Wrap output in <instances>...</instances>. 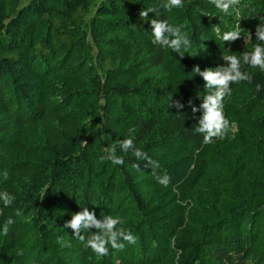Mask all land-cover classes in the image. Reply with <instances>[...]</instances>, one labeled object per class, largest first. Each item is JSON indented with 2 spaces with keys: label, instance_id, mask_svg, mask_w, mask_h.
Masks as SVG:
<instances>
[{
  "label": "trees",
  "instance_id": "1",
  "mask_svg": "<svg viewBox=\"0 0 264 264\" xmlns=\"http://www.w3.org/2000/svg\"><path fill=\"white\" fill-rule=\"evenodd\" d=\"M164 2L0 0V192L14 197L0 201V225L14 221L0 264H264V72L245 65L230 85L228 131H193L208 91L193 69L251 51L264 0ZM151 19L181 27L182 56L152 43ZM129 136L147 159L121 151ZM84 206L119 215L135 242L92 253L63 227Z\"/></svg>",
  "mask_w": 264,
  "mask_h": 264
},
{
  "label": "clouds",
  "instance_id": "2",
  "mask_svg": "<svg viewBox=\"0 0 264 264\" xmlns=\"http://www.w3.org/2000/svg\"><path fill=\"white\" fill-rule=\"evenodd\" d=\"M183 2L184 0H165L161 7L169 9L182 8ZM208 2L214 4L219 11L229 13L230 8L236 6L239 0H208ZM149 12H155L158 15L157 10L150 7L140 12V16L148 17ZM150 27L153 44L167 47L181 56L191 46L192 41L182 32L181 27L168 20L151 19ZM240 36L241 34L238 30H229L221 34V39L231 42ZM255 39L258 42L253 44L251 51L243 52L240 56H223L222 59L225 61L223 66L208 68L203 71L199 67L193 69L195 74L203 77L206 82L204 88L208 90L199 106L202 115L193 129L194 132L203 134L205 142L228 131L230 124L224 112V98L230 92L231 84L250 79L249 73L242 71L244 66L258 68L261 72H264V21H261L256 26ZM173 103H175L177 108L183 107L178 102L174 101ZM196 110L193 108V111ZM118 144L123 152L134 151L138 160L147 159L146 152L134 147L133 137L129 136L122 139L118 141ZM115 148L116 144L114 143L112 149L109 150V158L114 164L122 165L124 160L115 154ZM135 167H139V165H135ZM3 175L7 176V173L4 172ZM155 178L162 185L167 186L169 183L167 174H155ZM0 201L5 206H8L13 204L14 197L10 193L0 192ZM13 222V219L9 217L4 224L0 225V235H7L8 226L13 224ZM123 223L124 221L119 215L109 214L97 217L94 209L89 210L87 206H84L81 207V210L71 215L70 219L65 220L63 227L65 229L70 228L74 236L84 240V246L90 249L92 253L97 256H104L108 254L109 246L113 249H119L124 246L120 242L121 238L129 243L135 242V237L130 231H126L123 227H117V225H122ZM90 229H95V231H90ZM82 232L91 234L85 240V237L81 234ZM18 255H22V251L18 252Z\"/></svg>",
  "mask_w": 264,
  "mask_h": 264
},
{
  "label": "rangeland",
  "instance_id": "3",
  "mask_svg": "<svg viewBox=\"0 0 264 264\" xmlns=\"http://www.w3.org/2000/svg\"><path fill=\"white\" fill-rule=\"evenodd\" d=\"M234 131H235V130H234V128H233V129H232V133H234Z\"/></svg>",
  "mask_w": 264,
  "mask_h": 264
}]
</instances>
